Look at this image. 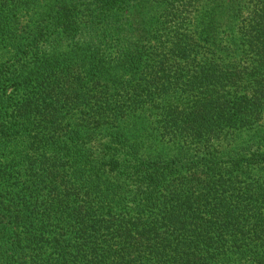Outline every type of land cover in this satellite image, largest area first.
I'll return each instance as SVG.
<instances>
[{
	"label": "trees",
	"instance_id": "1",
	"mask_svg": "<svg viewBox=\"0 0 264 264\" xmlns=\"http://www.w3.org/2000/svg\"><path fill=\"white\" fill-rule=\"evenodd\" d=\"M0 264H264V0H0Z\"/></svg>",
	"mask_w": 264,
	"mask_h": 264
}]
</instances>
